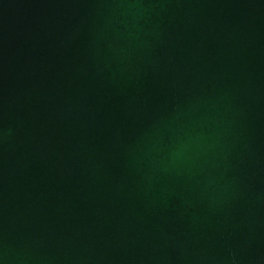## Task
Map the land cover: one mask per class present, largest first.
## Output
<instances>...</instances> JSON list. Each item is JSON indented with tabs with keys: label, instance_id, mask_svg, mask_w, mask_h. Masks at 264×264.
<instances>
[{
	"label": "water",
	"instance_id": "obj_1",
	"mask_svg": "<svg viewBox=\"0 0 264 264\" xmlns=\"http://www.w3.org/2000/svg\"><path fill=\"white\" fill-rule=\"evenodd\" d=\"M0 264H264V0H0Z\"/></svg>",
	"mask_w": 264,
	"mask_h": 264
}]
</instances>
